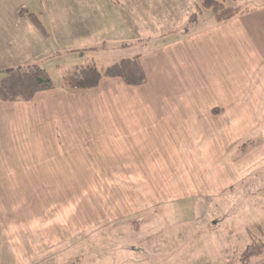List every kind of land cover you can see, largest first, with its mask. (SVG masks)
Instances as JSON below:
<instances>
[{"label":"crops","instance_id":"crops-1","mask_svg":"<svg viewBox=\"0 0 264 264\" xmlns=\"http://www.w3.org/2000/svg\"><path fill=\"white\" fill-rule=\"evenodd\" d=\"M253 1L236 0L244 11L230 21L183 33L198 0H40L39 11L29 9L34 0H0V75L50 64L64 51L150 45L136 54L143 85L105 77L95 88L55 84L31 101H0V192L32 196L37 210V220L8 242L21 251L14 263L32 264L47 247L70 240L41 215L46 201L40 208L41 198L65 197L58 193L65 182H112L114 191L123 182V189L151 194L144 183L151 176L194 180L209 182L207 193L229 205L234 197L262 204L264 0ZM22 9L36 14L48 35ZM127 58H111L106 68ZM38 218L48 231L38 230Z\"/></svg>","mask_w":264,"mask_h":264},{"label":"rangeland","instance_id":"rangeland-1","mask_svg":"<svg viewBox=\"0 0 264 264\" xmlns=\"http://www.w3.org/2000/svg\"><path fill=\"white\" fill-rule=\"evenodd\" d=\"M39 2H31L29 9L38 10ZM41 8L48 23L45 4ZM216 24L213 14L204 10L198 23L190 26V31H205ZM148 47L150 45L110 53L64 51L50 64L40 65L48 70L55 84L62 85L75 77L73 69L77 66L96 64L105 69L112 62L109 59L133 57ZM6 74L3 72L0 79ZM151 177L153 181L144 182L146 186L149 184L151 194L139 186L123 189V182H115L114 191L112 182L78 181L65 182L66 189L60 188L58 193H64L65 197L41 198L40 208L44 207L43 201L48 207L41 215H47L51 221L53 218L52 226L61 229L62 236L69 235L70 240L47 247L37 254L32 264H145L147 260L149 264H241L239 252L250 243L251 234L256 238L264 237V199L262 204L241 205L240 198L234 197L229 205L224 196L207 193L209 182ZM131 191L138 194L127 195ZM1 193L0 264L12 261L17 264L11 259L21 251L8 242L26 231L22 228L27 222L37 220L35 198L3 197ZM38 221L41 223L39 231L49 230L40 218ZM81 225L85 226L80 237L72 239L75 234L69 233ZM155 240L163 241V246L154 245Z\"/></svg>","mask_w":264,"mask_h":264},{"label":"trees","instance_id":"trees-1","mask_svg":"<svg viewBox=\"0 0 264 264\" xmlns=\"http://www.w3.org/2000/svg\"><path fill=\"white\" fill-rule=\"evenodd\" d=\"M204 10H209L213 14L216 23L230 21L244 11L242 6L236 3V0H198L197 11L188 18L182 28L183 33L189 31L190 26L199 20L200 14ZM20 14L29 16L41 31L48 35L36 14L30 13L26 9H22ZM130 45L124 44V46ZM139 57L135 55L122 59L118 64L103 71L94 65L77 66L73 69L75 77L65 81L63 86L77 89L95 88L105 77H119L129 85H143L147 82V76L140 65ZM6 73L0 79V101L2 102L31 101L37 93L56 87L49 72L37 63L12 67L7 69ZM238 259L241 264L262 262L264 260V237L253 236L250 243L239 252Z\"/></svg>","mask_w":264,"mask_h":264}]
</instances>
